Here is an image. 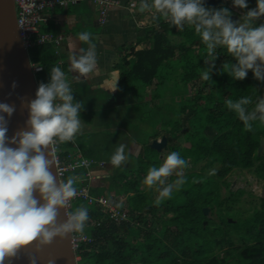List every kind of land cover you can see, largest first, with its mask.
I'll list each match as a JSON object with an SVG mask.
<instances>
[{
	"label": "trees",
	"instance_id": "obj_1",
	"mask_svg": "<svg viewBox=\"0 0 264 264\" xmlns=\"http://www.w3.org/2000/svg\"><path fill=\"white\" fill-rule=\"evenodd\" d=\"M229 2L225 1L220 7L227 8ZM247 5V8L256 6L257 0H247ZM156 22L159 29L151 26L147 30H156L148 47L132 53L135 58L124 62L120 85L114 94H91L82 88H72L75 101L83 104L80 119L93 127L109 126L114 119L110 114L120 123L119 120H130L132 109L144 108L146 116L142 123L133 121L137 114L132 118L139 130L144 125L142 131L151 139L165 136L167 142L163 152L181 151V157L187 162L203 164L198 171L182 175L185 183L159 205L155 204L157 190L141 184L152 167L150 156L154 154L147 142L134 166L131 168V162L123 164L111 176L114 180L108 187L93 188L91 184L93 197L105 196L107 203L114 204L126 215L118 224L107 208L95 202L75 200L72 210L81 204L89 209L84 232L91 238L79 243L77 264H264V197L260 206L247 214L245 209L235 207L243 189L230 190L231 181L227 179L232 172L252 170L264 179V147L258 155L260 141L264 140V123L253 121L252 130L248 131L237 114L226 106L229 99L236 101L248 96L253 101L247 106L251 109L259 98H264V82L256 80L251 70L243 80L234 79L225 72L224 63L237 61L222 46L216 48L215 59L209 60L206 45L194 26L185 24L180 29L162 17ZM258 26L260 24L256 23L254 27ZM55 50L53 44L28 49L31 62L43 68L37 73L39 83H48L50 69L58 66L57 55L53 57ZM212 64L215 66L211 67ZM209 68L210 80H204L201 73ZM154 80L155 88L151 89ZM128 94L139 100L146 97L149 100L143 101L141 106L131 105L130 101H124ZM107 100L110 101L106 103ZM123 108L128 112L120 117ZM105 136L106 133L101 134L98 142L97 132L78 133L79 144L58 143L57 155L68 159L66 156L72 155V149L78 146L84 157L108 160L110 158L103 157L110 153L112 145ZM179 137L185 138L183 144L179 143ZM127 173L131 175L130 189L143 186L147 191L129 195L124 206L114 201L119 195L113 187L117 182L116 188H121L120 182L127 180ZM177 178L174 176L172 180ZM110 188L112 195H106ZM223 191L230 195L223 198ZM206 207L208 214L203 211ZM146 215L159 218L157 228L150 224L149 232L139 224L145 221ZM225 244L228 247L220 256Z\"/></svg>",
	"mask_w": 264,
	"mask_h": 264
},
{
	"label": "clouds",
	"instance_id": "obj_2",
	"mask_svg": "<svg viewBox=\"0 0 264 264\" xmlns=\"http://www.w3.org/2000/svg\"><path fill=\"white\" fill-rule=\"evenodd\" d=\"M233 5L241 9L248 7L247 0H233ZM153 9L159 14V17L153 16L154 20L162 17L180 29L185 24L194 26L206 45L209 60L215 59L218 46L226 48L237 63H224L223 70L234 79H245L251 70L256 80L264 82V24L253 27V22L264 16V0H257L256 8L248 10L241 18L242 22L233 21L228 8H208L204 0H140L139 12ZM77 42L87 44L88 48H78ZM68 47L69 72L86 77L97 70L96 44L91 32L78 33ZM210 71L211 68L202 71L204 80H210ZM49 75V82L39 84L35 99L28 104L26 126L29 130L19 131L9 139L6 135L8 122L0 115V264H13L20 252L34 241L39 249L57 237L68 238L74 232L83 233L89 220V209L83 204L64 212L61 218V209H67L69 202L77 196V185L82 176L70 175L66 181L58 180L51 171L56 163L55 146L75 142L81 130L83 104L75 101L65 71L55 66ZM117 80L114 86L111 81L105 83L115 91ZM252 104V98L248 96L226 101L227 108L237 114L248 131L252 130L253 121L264 123V98H259L249 109L247 106ZM14 111L15 106L0 103V113L10 117ZM10 144L16 147H10ZM125 149L124 144L116 147L109 160L112 167L120 168L127 163ZM88 163L83 161L84 165ZM187 167L188 162L179 152L173 151L159 167L148 169L142 183L149 189L156 187V205L171 198L173 191L185 183L177 170ZM174 172L178 178L166 184L164 178ZM28 260L29 264H37L35 256H29ZM48 264H54V261L49 260Z\"/></svg>",
	"mask_w": 264,
	"mask_h": 264
},
{
	"label": "crops",
	"instance_id": "obj_3",
	"mask_svg": "<svg viewBox=\"0 0 264 264\" xmlns=\"http://www.w3.org/2000/svg\"><path fill=\"white\" fill-rule=\"evenodd\" d=\"M121 6H113L108 10L106 21L100 24L99 9L91 0H78L74 4L56 6L45 13V20L40 24L41 32H52L61 36V41L55 47V55L58 66L68 75L71 88H82L91 94H114L106 81H111L116 89L120 85V74L125 59H130L132 53L145 49L147 46V30L145 26L146 14L138 11L139 5L133 4V0H120ZM89 31L93 35V42L96 44L97 70L86 77L78 73L69 72L70 50L68 44L75 41L77 34ZM144 44L146 46L143 48ZM77 47L88 48L87 44L77 42ZM121 62L117 64L116 62ZM116 73L117 75H112ZM129 96V101L131 102ZM84 122L82 121L81 125ZM89 126V125H88ZM144 144V143H143ZM128 165L131 161L132 152L126 151ZM109 160L103 161V165L94 168L95 179L92 181L93 188H105L111 183L113 175L119 168L110 166ZM130 161V162H129ZM129 162V163H128ZM112 176V177H111Z\"/></svg>",
	"mask_w": 264,
	"mask_h": 264
},
{
	"label": "water",
	"instance_id": "obj_4",
	"mask_svg": "<svg viewBox=\"0 0 264 264\" xmlns=\"http://www.w3.org/2000/svg\"><path fill=\"white\" fill-rule=\"evenodd\" d=\"M225 1L228 0H204V4L208 8H215ZM231 19L237 21L238 16L233 14ZM37 88V74L33 70L28 48L21 35L15 2L0 0V103L15 106V111L10 117L0 113L8 122L6 135L9 139L19 131L29 130L26 126L29 117L28 104L35 99ZM166 142V137L162 136L160 139H153L149 146L160 152ZM9 146L16 147L14 144ZM263 147L264 140L260 141L258 155L261 154ZM54 159L56 162L55 153ZM51 171L59 180L56 163ZM66 211L67 209H61V218ZM203 211L208 214L209 208L206 207ZM29 256H35L37 264H48L49 260L54 261V264H77L73 233L68 238L57 237L50 244L39 246V249L34 241L20 252L19 258L15 259L13 264H29Z\"/></svg>",
	"mask_w": 264,
	"mask_h": 264
},
{
	"label": "rangeland",
	"instance_id": "obj_5",
	"mask_svg": "<svg viewBox=\"0 0 264 264\" xmlns=\"http://www.w3.org/2000/svg\"><path fill=\"white\" fill-rule=\"evenodd\" d=\"M133 1H134L133 4H138V5L140 4V0H133ZM149 2H150V0H149ZM227 2H229V1H227ZM120 3H121V1H120ZM121 5L122 4H119L118 6H121ZM219 8H222V7L218 6V7L213 8V9H219ZM227 8H229L232 11V13H236L238 15L237 21L238 20L241 21V18L243 17V15L246 14V12L248 10L256 8V6H253L251 8L241 9L239 7H235L233 5V2H229L227 4ZM145 14H146V18L144 20L145 26H148V25H149V27L155 26L156 30L159 29V23L156 22V19L155 20L153 19V16L154 15L157 16L158 13H156L155 10L153 9L151 12H145ZM256 23H259L260 25L264 24V16H261L260 18L256 19L253 22V27L255 26ZM156 30H150L148 32L147 46L149 44L151 36H153V34ZM145 46H146V44H144L143 48ZM134 58H135L134 55L132 57H130V59H134ZM126 61H127V59H125V62ZM116 63L120 64L121 62L117 61ZM123 67H125V64L122 65V68ZM155 84H156V81L154 80L150 88L151 89L155 88ZM192 85H193V83H190V86H192ZM263 92H264V89H263ZM113 93H114V91H113ZM129 96H130V94L125 96V98H124L125 102L129 101ZM111 100H112V98H111ZM131 100H132L131 105L136 103V104L141 106V103H143V101H148L149 98L146 97L145 100H142V99L139 100L133 96V97H131ZM109 101L110 100H107L106 103H108ZM127 112H128V110H126L124 108L122 110H120V112H119L120 117H125ZM131 112H132V115L130 116V120H128V121H127V119L126 120H119L120 123L116 122V117H114L112 114H110V116L114 119H112L110 121L111 123L109 124V126L96 125V127H93L92 125L88 126V124L83 123L81 125V130L79 133H83L85 131H88L89 133L97 132L99 138H97L96 140L98 142H100L101 134L106 133L105 139L108 138L109 142L111 141V145H112L110 153H113L114 152L113 150H115L116 147H118L120 144H124L126 146L125 151L132 152L133 155H135L134 156L135 158L130 160L131 161V168H132L134 166V163H136L137 158L139 157V154L142 155L144 152L145 147H144L143 143L147 142V145H149L152 142V140L155 138L151 139V137L146 132L142 131L144 125H141L140 126L141 129L139 130V128H137V125H135L133 123V121L134 122L136 121V124L143 122L144 116H146L145 109L144 108H138L136 110L132 109ZM130 114H128V115H130ZM135 114H137L135 116L136 119L134 118V120L132 121V118L134 117ZM150 114H153V111H150ZM107 119L108 118H106V120ZM94 138H95V136H94ZM156 139H159V135L156 137ZM184 140H185L184 137L178 138V141L180 144H183ZM75 142H77V140H75ZM85 144L88 145V143H85ZM112 148H113V150H112ZM152 150L150 151V152L154 153L150 156V160L152 161V167L153 166L159 167L163 163V161L167 157V155L169 153H171V151L163 152V150H161L160 151L161 154L159 155V152H156L155 150L152 151ZM178 152L180 153V155H182L181 151H178ZM110 153H108L107 156H104L103 158H107V159L110 158V155H112ZM184 155H186V153H184ZM156 160H158V161L156 162ZM159 160H160V163H159ZM202 164L203 163L200 162V163L193 165V164H191L190 161H188V167L184 168V169H178L177 172H179L180 176H182L187 172L198 171L199 167ZM126 176H127V180H125V181L121 180V182H120L122 185L121 188H116V187H118L117 182L115 183L116 187H113L119 195V197L114 198V201L116 203H119V204L121 203L124 206H126V203L124 201L127 200V197L129 195L132 196L137 191H140V192H146L147 191V189H146V191L143 189V186H142V188L140 186L139 188L137 187L133 190L130 189L129 185L131 183V180H129V178L131 175L128 176V173H127ZM132 176L134 179L135 175H132ZM174 176H177V174L175 172L173 173L172 176L164 178L166 184L173 182L174 179L172 180V178H174ZM227 179L229 181H231V186L229 188L230 190L235 191L239 188L243 189V193L239 196V200H238V202H236L235 207L240 208V209L241 208L245 209L246 213L248 214L252 211V209L254 207L260 206V200L262 197H264V179L257 176L253 170L249 173L248 172H232V173L227 175ZM113 180H114V178L111 179L112 182H113ZM141 184L144 185L142 183V181H141ZM153 189L156 190V187H153ZM106 195H112L111 188H110V190L106 191ZM229 195L230 194H228L227 191H223V198L225 196L228 197ZM122 199H123V202H122ZM159 211L160 210L158 209V212ZM213 218L215 219V221H218L216 217H213ZM121 220L122 219L119 218L116 220V222L119 224L121 222ZM134 222L136 224L138 223V217H137V219L134 220ZM158 222H159L158 216L146 215L145 221H142V223H139V224L146 232H149L151 229V227L149 225L153 224V228H157ZM234 244L239 245L238 242H234ZM227 247H228L227 244H225L223 246V248H221L220 256L224 255V250ZM78 260H79V258L77 256V261Z\"/></svg>",
	"mask_w": 264,
	"mask_h": 264
},
{
	"label": "built area",
	"instance_id": "obj_6",
	"mask_svg": "<svg viewBox=\"0 0 264 264\" xmlns=\"http://www.w3.org/2000/svg\"><path fill=\"white\" fill-rule=\"evenodd\" d=\"M77 0H14L17 21L20 26L22 38L29 49L30 47L36 45H46V44H58L61 41V36L56 35L52 32H41L40 24L45 20V13L49 9H53L58 5H67L69 3L73 4ZM97 5L99 9V23L103 24L106 21L108 10L117 6L120 0H91ZM32 67L35 73H39L43 70L42 66L39 64L32 63ZM38 82V86H39ZM75 145V144H74ZM76 146V145H75ZM77 147V146H76ZM55 156H56V170L59 180H65L70 175L82 176V180L77 186V196L69 202L67 211H72L73 202L78 199L85 200L88 204L93 202L98 203L104 208H107L111 213V217L115 220L124 219L126 213L120 212L119 209L114 204L107 203L105 196L93 197L91 192V184L95 179L93 174L94 168L103 165V162L97 161L93 158L84 157L80 150L77 148L72 149V155H67L64 159L57 155L59 148L55 146ZM87 160L89 163L87 165L83 164V161ZM80 164V167H75ZM91 238L83 231V233H73V245L76 250L79 243L90 241ZM79 258V256H78ZM80 259V258H79Z\"/></svg>",
	"mask_w": 264,
	"mask_h": 264
},
{
	"label": "bare ground",
	"instance_id": "obj_7",
	"mask_svg": "<svg viewBox=\"0 0 264 264\" xmlns=\"http://www.w3.org/2000/svg\"><path fill=\"white\" fill-rule=\"evenodd\" d=\"M160 68H161V66H160ZM179 76V75H178ZM176 77V76H175Z\"/></svg>",
	"mask_w": 264,
	"mask_h": 264
}]
</instances>
